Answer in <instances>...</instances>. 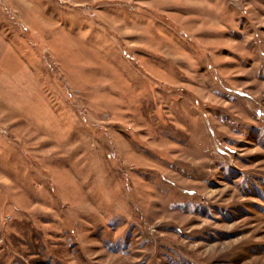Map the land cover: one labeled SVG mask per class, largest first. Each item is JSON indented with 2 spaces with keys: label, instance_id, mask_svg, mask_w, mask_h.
<instances>
[{
  "label": "rangeland",
  "instance_id": "rangeland-1",
  "mask_svg": "<svg viewBox=\"0 0 264 264\" xmlns=\"http://www.w3.org/2000/svg\"><path fill=\"white\" fill-rule=\"evenodd\" d=\"M0 264H264V0H0Z\"/></svg>",
  "mask_w": 264,
  "mask_h": 264
}]
</instances>
